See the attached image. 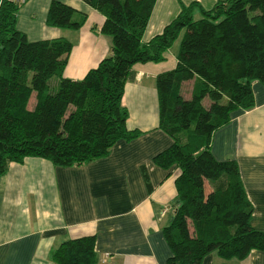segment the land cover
Listing matches in <instances>:
<instances>
[{
	"label": "trees",
	"instance_id": "trees-1",
	"mask_svg": "<svg viewBox=\"0 0 264 264\" xmlns=\"http://www.w3.org/2000/svg\"><path fill=\"white\" fill-rule=\"evenodd\" d=\"M79 1L103 17L99 33L109 49L83 78L69 80L62 77L69 42L27 41L15 27L21 5L0 0V176L7 163L29 157L77 167L104 157L117 141L137 137L126 130L121 106L132 66L163 61L182 34L174 68L154 80L158 126L171 144L151 162L177 171L173 212L161 229L169 250L165 264H201L210 254L241 261L251 251L264 253V232L250 225L252 207L236 163L216 161L209 151L212 133L231 114L252 108L251 83L264 86V0H221L199 10L198 19L190 4L147 43L140 38L155 0ZM84 21L58 1L48 5L47 27L77 30ZM50 79L56 80L52 93ZM189 81L185 98L182 87ZM93 246L92 237L67 240L50 259L97 264Z\"/></svg>",
	"mask_w": 264,
	"mask_h": 264
},
{
	"label": "crops",
	"instance_id": "crops-1",
	"mask_svg": "<svg viewBox=\"0 0 264 264\" xmlns=\"http://www.w3.org/2000/svg\"><path fill=\"white\" fill-rule=\"evenodd\" d=\"M51 1L83 14L82 26L47 27ZM219 1L155 0L141 43L160 34L182 7L195 4L198 11L192 14L198 19L199 10L207 11ZM102 22V16L79 0H26L18 9L15 27L29 42L68 41L71 48L62 77L80 80L108 53L109 39L99 33ZM171 47L159 63L133 65V78L123 87L125 128L139 132L137 137L117 141L104 157L77 167H55L30 157L7 163L0 176V264H54L52 251L81 237L93 238L97 264H165L169 250L161 229L173 212L177 171L163 170L151 159L171 144L158 126L154 88L156 75L175 66L178 48ZM48 84L52 93L56 80ZM250 87L252 108L231 114L212 133L209 151L216 161L236 163L252 207L250 225L264 232V86L252 82ZM32 103L31 96L27 108ZM105 255L108 261L103 262ZM221 260L210 254L201 264H264V253L251 251L241 261Z\"/></svg>",
	"mask_w": 264,
	"mask_h": 264
},
{
	"label": "rangeland",
	"instance_id": "rangeland-1",
	"mask_svg": "<svg viewBox=\"0 0 264 264\" xmlns=\"http://www.w3.org/2000/svg\"><path fill=\"white\" fill-rule=\"evenodd\" d=\"M181 35H182V34H180V35L177 37V39L173 42V45H172V47H171V50L178 48V45H179V41H180ZM190 86H191V81H189V82H187V83H185V84L183 85V87H182V92L184 93V96H187V95H188V92H189V90H190ZM204 189H206V186H205ZM261 232H263V231H261ZM261 253H262V252H261ZM102 261H103V262L108 261V257L105 255V256L102 258ZM221 261H222V260H221ZM97 263H98V261H97Z\"/></svg>",
	"mask_w": 264,
	"mask_h": 264
},
{
	"label": "built area",
	"instance_id": "built-area-1",
	"mask_svg": "<svg viewBox=\"0 0 264 264\" xmlns=\"http://www.w3.org/2000/svg\"><path fill=\"white\" fill-rule=\"evenodd\" d=\"M17 4H19V5H23L25 2H26V0H14Z\"/></svg>",
	"mask_w": 264,
	"mask_h": 264
},
{
	"label": "bare ground",
	"instance_id": "bare-ground-1",
	"mask_svg": "<svg viewBox=\"0 0 264 264\" xmlns=\"http://www.w3.org/2000/svg\"><path fill=\"white\" fill-rule=\"evenodd\" d=\"M16 3V2H15Z\"/></svg>",
	"mask_w": 264,
	"mask_h": 264
}]
</instances>
